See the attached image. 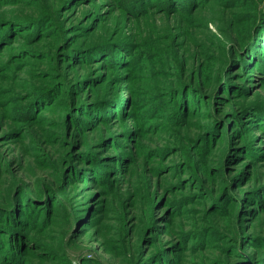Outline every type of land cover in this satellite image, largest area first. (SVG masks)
Returning a JSON list of instances; mask_svg holds the SVG:
<instances>
[{"label":"rangeland","instance_id":"1","mask_svg":"<svg viewBox=\"0 0 264 264\" xmlns=\"http://www.w3.org/2000/svg\"><path fill=\"white\" fill-rule=\"evenodd\" d=\"M133 2L0 0V264H264V0Z\"/></svg>","mask_w":264,"mask_h":264},{"label":"trees","instance_id":"2","mask_svg":"<svg viewBox=\"0 0 264 264\" xmlns=\"http://www.w3.org/2000/svg\"><path fill=\"white\" fill-rule=\"evenodd\" d=\"M144 1H147V0H139L140 3L141 2L144 3ZM134 2H135V4L137 6H139L137 4L139 2H137L136 0H134ZM173 2H174V4H175L176 7L182 8V9H185V10H189V9H191L192 6H195V0H173ZM184 6H185V8H184ZM133 8H136V7H133ZM247 34H248L247 35V40L244 41V46L240 50L241 51H244V54L246 55V58L249 57L250 62H251L254 57H257V55L255 53V50L256 49H255L254 46L251 45V41H252L251 38H254L255 39L258 36V39H261V37L264 39V19H262L259 22H257L254 26H251L247 30ZM2 41H3V39H2ZM122 47H125V46L122 45ZM106 51H110L111 52V51H113V49L112 48L111 49L110 48H107ZM99 111L102 112L103 111V108L102 107L101 108L99 107ZM64 192H65L64 190L63 191L56 190V192H55L56 199H58V194H63ZM58 201L60 203H64L66 206H69V204H68L69 201L67 199V196L58 199ZM23 209L25 210V211H23L24 212L23 214H27L26 213L27 210L25 209V207ZM11 215L12 214H9L8 216H11ZM27 219L28 218L26 217V220ZM16 235H17L16 233L12 234L11 236L9 234L10 238L9 237L7 238V241H6L7 243L0 240V257L2 259L10 254V251H12V248L11 247L17 248V250H19L21 252V250L25 246V243H24V240L22 239L21 234H18L17 236ZM8 243H10V247L9 248L6 247ZM8 249H9V251H7ZM10 256H13V255L11 254Z\"/></svg>","mask_w":264,"mask_h":264}]
</instances>
